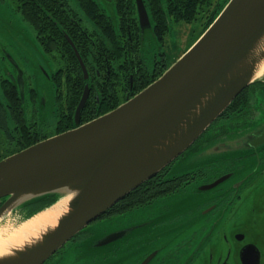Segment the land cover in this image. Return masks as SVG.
<instances>
[{"label":"flooded vegetation","instance_id":"1","mask_svg":"<svg viewBox=\"0 0 264 264\" xmlns=\"http://www.w3.org/2000/svg\"><path fill=\"white\" fill-rule=\"evenodd\" d=\"M10 1L22 16L16 0ZM91 1L98 8L92 20L80 8V0H47V4L52 5L53 11H62L70 24L85 32L95 54L100 44L122 49V57L117 59L96 54L95 61L110 63L113 74L101 80L103 74L96 68L89 75L91 86L87 84L86 100V103L90 100L99 105L100 98L90 93L91 88L106 85L122 100L120 105L132 97L133 79L139 72L148 71L150 78L169 63L164 51L168 42L164 37L169 34L172 21L168 22L166 35L158 40L153 36L155 6L151 0H141L150 23V28L143 33L136 0ZM223 1H217L213 13ZM103 28H107L108 34ZM36 40L42 50L37 36ZM42 52L55 64L50 76L53 82L63 67L62 59L60 54ZM120 68H126L122 73L129 76L128 84L124 81L120 84L123 78ZM8 74L9 77H0V160L68 130L57 131L66 123L69 90L52 83L55 90L53 121L48 125L49 122L41 119L39 123L35 90L26 88L21 73L15 76L10 71ZM78 103L71 116L70 129L86 123L81 121L86 103L80 111L79 122H75ZM29 104L34 111L28 119L25 108ZM263 116L264 76L241 91L182 154L183 160L190 164L186 172L165 173L163 180H174L175 189L164 198L127 212L99 217L42 264H264V145L255 148L253 143L256 133L262 131L255 125ZM219 147L231 151L214 152ZM244 147L247 153L240 152ZM225 176L226 180L206 189ZM103 225L107 229L137 226L138 230L136 237L125 235L98 251L92 244L88 248L96 237V228ZM102 233L111 232L102 230ZM131 244L135 249L132 252ZM68 256L71 262H67Z\"/></svg>","mask_w":264,"mask_h":264},{"label":"water","instance_id":"2","mask_svg":"<svg viewBox=\"0 0 264 264\" xmlns=\"http://www.w3.org/2000/svg\"><path fill=\"white\" fill-rule=\"evenodd\" d=\"M136 2L143 33L150 23L142 1ZM63 36L87 79L75 45L66 33ZM263 76L264 0H228L196 41L137 94L103 115L0 160V220L19 210L20 224L68 197L54 226L10 248L0 256V264H42L185 153L241 91ZM88 93L86 84L76 107V123ZM255 128L262 130L253 140L257 148L264 145V116ZM239 150L247 153L245 147ZM229 151L219 147L214 152ZM49 198V204L28 215L22 211ZM137 230V226L97 227L88 248L92 244L98 251L125 235L136 237Z\"/></svg>","mask_w":264,"mask_h":264},{"label":"trees","instance_id":"3","mask_svg":"<svg viewBox=\"0 0 264 264\" xmlns=\"http://www.w3.org/2000/svg\"><path fill=\"white\" fill-rule=\"evenodd\" d=\"M207 1L208 0H151L155 6V9L152 11L153 19L155 21L153 31L154 38L162 40L168 31L169 21H182L185 23L193 22L196 19L199 7ZM227 1L228 0H224L221 3L217 12L213 14V17H210L208 25L213 21L215 16L227 3ZM16 2L19 5L23 18L34 27L36 36L41 42L40 45L41 47L43 46L42 50L46 53L54 52L60 54L63 67L57 72L55 78H53V82L55 87L69 90V98L67 101L68 105L66 104V123L63 120L62 122L65 123V125L57 131L67 129L70 130L72 121L71 116L76 104L79 101L80 95L83 92L84 85L88 84L91 86L89 75L94 73L96 68H98L100 73L103 74L101 80L106 79L108 74H113V69L110 63L102 61H98L97 63L95 61L96 54H99L101 57L111 56L114 57V59H117L122 57V49L118 46L107 47L105 44H100L98 46V52L95 54L94 49L91 46L90 39H88L85 32H81L74 24H70L68 18H66L62 11H53L52 5L47 4V0H16ZM79 6L91 20L95 19L98 8L91 0H80ZM162 7L165 8V12ZM54 8L57 9V6ZM102 30L105 34H108L107 28H103ZM63 33H66L75 45L86 67L88 73L87 80L84 79L83 72L74 51L63 36ZM170 65V62L165 64L150 78L148 77V71L143 72L142 74L139 72V76L133 79L134 91L131 96H134L148 84L156 80ZM119 70L120 73H125L126 68H120ZM117 75L118 73L115 74V79H117ZM128 77V75L124 74L123 78H120V84L123 81L128 84ZM50 79L52 82L51 77ZM111 89L112 88L110 87L107 88L106 85L96 87L92 86L90 93L94 95L97 94L100 98V102L98 105L96 101L88 100L81 113L82 122H87L103 115L119 105L122 100L119 99L116 93ZM18 121L21 120L18 119ZM169 168L170 166H167L154 177L144 181L141 185L127 194L122 200L107 210L104 215L112 213L121 214L149 201L164 198L168 192L176 188L174 180H163L162 178L165 173L169 171ZM51 201L52 199L49 198L29 204L24 207L26 210L23 212L28 215L37 209L46 206Z\"/></svg>","mask_w":264,"mask_h":264},{"label":"rangeland","instance_id":"4","mask_svg":"<svg viewBox=\"0 0 264 264\" xmlns=\"http://www.w3.org/2000/svg\"><path fill=\"white\" fill-rule=\"evenodd\" d=\"M217 1L208 0L201 4L196 19L191 23L171 22L169 34L164 37L168 42L164 51L170 63L182 55L202 34L210 17H213V14L217 12L213 13L212 11ZM169 55L172 56L171 59ZM54 69L53 60L42 52L36 40L35 30L23 20L16 5L10 0H0V77H9L8 72L10 71L15 76L21 73L22 79L26 82V88H33L38 97L36 108L39 112L36 120L39 123L42 120L47 121L48 125L53 121L55 90L49 77ZM31 111H34V108L29 104L25 108L28 119L31 116ZM184 157L183 155L179 156L171 165L170 172L172 174L187 171ZM56 206L53 208H57ZM22 210L26 209L22 208ZM20 213L19 210L13 211L2 218L0 228L9 230L15 228L21 221ZM66 258L67 262H71V256Z\"/></svg>","mask_w":264,"mask_h":264},{"label":"bare ground","instance_id":"5","mask_svg":"<svg viewBox=\"0 0 264 264\" xmlns=\"http://www.w3.org/2000/svg\"><path fill=\"white\" fill-rule=\"evenodd\" d=\"M67 201L68 197L61 199L52 207L24 220L11 230L0 228V256L9 253L10 248L21 246L31 238H36L46 227L54 226L57 218L65 211ZM54 206L57 208H53Z\"/></svg>","mask_w":264,"mask_h":264}]
</instances>
